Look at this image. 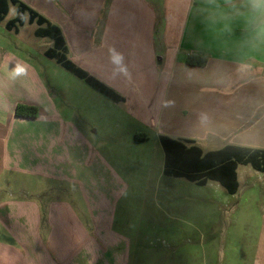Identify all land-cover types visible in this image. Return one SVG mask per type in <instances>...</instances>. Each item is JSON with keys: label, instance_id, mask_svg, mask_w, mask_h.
I'll list each match as a JSON object with an SVG mask.
<instances>
[{"label": "crops", "instance_id": "crops-1", "mask_svg": "<svg viewBox=\"0 0 264 264\" xmlns=\"http://www.w3.org/2000/svg\"><path fill=\"white\" fill-rule=\"evenodd\" d=\"M54 1L60 9L46 0L40 9L43 14L36 12L61 30L67 49L68 21L62 8L65 0ZM94 1L99 7L105 0ZM109 1H112L110 14L124 18L126 35H145L139 54L144 66L136 76L139 89L126 92L111 88L105 75L100 79L83 70L113 90L120 98L118 101L103 95L61 65L71 76H48L47 82L29 57L25 60L17 53L12 54L6 44L0 42V264H129L135 233L131 232L125 216L131 200L134 207L147 205L142 195L152 189L155 194L152 201L156 204L163 178H175L164 173L166 154L160 137L183 143L191 141L172 138L163 131L167 125L163 126L162 107L177 73L198 77L189 89L197 94L195 102L202 103V96L222 94L226 90L221 80L226 65L235 66L237 70L249 64L248 71L256 65L264 66V50L252 51L241 46V24H234L231 32L206 25L207 11L202 0ZM48 6L54 7L49 15V10L45 9ZM69 25L71 32L81 29ZM24 26L13 30L5 28L19 35ZM71 43V50L76 49V60L73 63L70 58L69 61L77 66L79 42L76 45L72 39ZM138 43L131 37L124 44L138 47ZM53 46L50 40L47 49L39 53L56 62L46 56ZM97 51L105 56L98 64L109 67L112 59L102 47ZM27 54L32 59L35 57V53L28 51ZM191 55L204 58L206 65L188 66L186 60ZM155 65L161 70L156 76H159L156 84L161 87L159 94L143 87L147 80H152L148 72ZM212 69L218 72L213 80L209 76ZM57 80L61 84L54 83ZM50 81L59 87L66 83L74 87L70 92L84 99L89 115L80 122L75 119L80 100L70 107L71 116L67 115L66 105L70 102L64 99L66 90H58L65 107L56 106ZM126 81L132 83L129 78ZM149 96L154 105L149 102ZM19 105L36 107L38 116L18 117ZM97 109L113 114L121 109L141 127L131 128L128 123L114 121L107 124L105 132L99 131L94 124ZM125 129V137L114 136V130L120 135ZM148 129L154 137L146 131ZM153 139L159 145L154 149L148 146ZM156 154L160 160L158 183L150 178L143 184V174L151 176L156 172ZM140 165H144L143 168L140 169ZM168 188L176 187L167 186L164 193H168ZM134 237L142 238L137 234Z\"/></svg>", "mask_w": 264, "mask_h": 264}, {"label": "rangeland", "instance_id": "rangeland-1", "mask_svg": "<svg viewBox=\"0 0 264 264\" xmlns=\"http://www.w3.org/2000/svg\"><path fill=\"white\" fill-rule=\"evenodd\" d=\"M18 1L42 13L40 9L46 0ZM51 2L56 8L60 7L56 1ZM74 3L77 6H73ZM111 4L112 1L105 0L96 7L94 0H65V5H62L68 21L65 28L68 43L65 54L74 63L76 49L71 50V40L76 45L79 42L77 51L80 59L77 60L76 67L100 79L105 75L111 88L133 91L131 89L140 88L136 76L144 66L139 54L145 35H126L123 29L124 18L110 14ZM45 9L49 10L47 15L54 12V7L48 6ZM16 17L17 6L10 3L9 13L0 23V42L6 44L8 51L17 53L22 59H30L47 82L48 76H71L55 61L40 54L43 49H47L50 40L34 36V31L38 28L36 24L26 21L19 35L12 34L5 28L6 23ZM70 23L81 29L76 33L71 32ZM105 28L107 31L104 32ZM131 37L139 41L138 47H125L124 43H128ZM99 47L112 59L109 67L98 64L105 57L104 53L97 51ZM28 51L35 53L33 59L28 56ZM156 68L157 65L149 70L147 76L152 80H147L143 87L148 92L153 90L159 94L161 87L156 84L159 80V76H156L161 74V70ZM224 68L221 80L222 85H226V90L222 94L202 96V103L195 102L197 94L194 95L189 89L191 84L197 82L198 77L188 75L190 73L183 76L177 73L162 107L163 126L167 125L163 131L175 139L191 140L185 145L188 148L198 147L204 154L229 146L264 149V66L256 65L252 71H248L249 64L242 65L237 70L231 65ZM210 73L213 80L218 72L212 69ZM128 78L133 84L126 81ZM165 83L164 78L163 87ZM50 84L55 88L51 89V94L56 106L62 104L65 107L58 90H66L64 99L67 103L70 102L66 105L68 116H71L70 107L78 103L77 100H80V110L75 119L80 122L89 115L86 113L89 109L86 107L87 103L82 97H75V92H70L74 87L69 83L60 85L61 87L52 81ZM149 102L154 105L151 96ZM94 121L99 131L103 132L107 130V124L114 121L128 123L131 128L141 127L121 109L115 114L97 109ZM122 131L124 132L119 135L114 130V136L125 137L126 129ZM146 131L154 137L152 130ZM138 134L145 135L142 132ZM155 145L159 146L153 139L148 146L154 149ZM160 159H163L162 156ZM159 163L156 154V172L151 176L143 174V184L150 178L155 180V184L158 183ZM116 164L119 165L118 162ZM143 166L140 165V169ZM219 168L220 166L214 168L215 177H205V185H198L186 177H164L159 185L161 189L156 204L152 201V189H147L142 195L143 199H147V205L134 207V200H131L125 216L126 223H130L132 233L141 235L142 238L135 239V234H132L129 264H264V172L254 169L251 164H237L236 177L229 176L224 180L216 177L219 175ZM226 184L232 187L237 185V192L231 195L228 187L224 186ZM167 186L176 188H168V193H164Z\"/></svg>", "mask_w": 264, "mask_h": 264}, {"label": "trees", "instance_id": "trees-1", "mask_svg": "<svg viewBox=\"0 0 264 264\" xmlns=\"http://www.w3.org/2000/svg\"><path fill=\"white\" fill-rule=\"evenodd\" d=\"M10 3L17 6V17L6 23L8 30L18 29L24 26L26 21H28L29 24H36L38 28L35 31V36L38 38H47L54 42L53 48L46 52L47 57L56 60L63 68L86 81L87 84L111 100H120L113 90L92 78L86 72L67 60L65 55L66 42L61 30L29 6L20 3L18 0H0V22L5 20L8 15ZM186 64L191 67H204L206 65V60L199 56L191 55L187 58ZM16 115L23 118H36L38 116V109L33 106L19 105L16 108ZM136 139L140 140L139 135H136ZM160 140L166 154L164 173L167 176L175 178L186 177L188 180L198 185H205V177H212V175L215 177L214 168L217 166H220V171L218 172L219 175L216 177L224 180L229 176L236 177L235 171L237 164H251L254 169L264 172V149L229 146L218 151L204 154L198 147L188 148L185 145L191 141L183 143L171 140L165 136H161ZM224 186L228 187L230 194H235L237 192V185L235 187L227 184Z\"/></svg>", "mask_w": 264, "mask_h": 264}, {"label": "clouds", "instance_id": "clouds-1", "mask_svg": "<svg viewBox=\"0 0 264 264\" xmlns=\"http://www.w3.org/2000/svg\"><path fill=\"white\" fill-rule=\"evenodd\" d=\"M202 5L209 28L231 32L232 26L239 23L243 33L241 46L264 50V0H202Z\"/></svg>", "mask_w": 264, "mask_h": 264}]
</instances>
